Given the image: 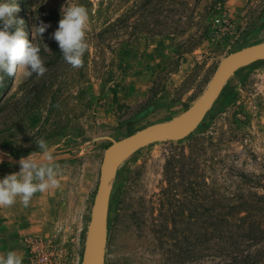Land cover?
<instances>
[{
	"label": "rangeland",
	"instance_id": "374dc122",
	"mask_svg": "<svg viewBox=\"0 0 264 264\" xmlns=\"http://www.w3.org/2000/svg\"><path fill=\"white\" fill-rule=\"evenodd\" d=\"M10 2L19 6L15 16L47 72L5 75L0 85V179L19 172L20 158L39 151L43 138L57 158L61 185L36 193L27 208L19 198L0 208V254L15 251L23 264H91L97 247L88 257L86 242L106 149L140 131L180 128L198 113L193 108L220 63L264 42V0ZM72 3L85 6L90 18L79 69L65 62L52 38L62 6ZM41 22L50 25L42 36ZM194 185L209 189L214 202L264 204L255 195L264 196V59L221 83L189 136L120 155L110 166L105 264H169L172 238L162 223L172 227L185 197L195 208L203 197ZM193 186L173 196L172 213V194L165 192ZM180 228L192 250L182 264H229L232 253L196 247V222ZM263 247L264 240L243 254Z\"/></svg>",
	"mask_w": 264,
	"mask_h": 264
},
{
	"label": "clouds",
	"instance_id": "9594fccd",
	"mask_svg": "<svg viewBox=\"0 0 264 264\" xmlns=\"http://www.w3.org/2000/svg\"><path fill=\"white\" fill-rule=\"evenodd\" d=\"M19 11L15 2L0 0V85L5 75L29 78L35 74L39 78L47 72L40 48L29 39L24 21L15 16ZM61 14L52 38L58 43L65 62L74 69L82 68L83 57L89 49L86 39L90 19L88 10L83 5L72 3L63 5ZM48 27L49 24L41 22L36 26V32L42 36ZM36 145L39 151L18 161L19 172L0 179V208L12 207L17 203V198L27 208L36 193L60 187V166L53 150L43 138L37 140ZM0 264H23V258L15 251H8L0 254Z\"/></svg>",
	"mask_w": 264,
	"mask_h": 264
},
{
	"label": "trees",
	"instance_id": "16d2710c",
	"mask_svg": "<svg viewBox=\"0 0 264 264\" xmlns=\"http://www.w3.org/2000/svg\"><path fill=\"white\" fill-rule=\"evenodd\" d=\"M174 185L177 187L183 184L176 182ZM194 186L199 188V186ZM194 186L193 188L182 187L180 189L175 187V190L179 191V193H170L169 190L167 193L165 192L166 196L167 194H172L170 199L168 198L170 201H168L169 205L172 207V213L175 210L172 204L173 196L178 194L186 196L187 191L192 192L195 189ZM194 192H197L198 196L203 197L201 199L194 197V199L199 200L194 209L190 207L193 200H188L185 197L181 199V205L178 206V209L174 213L172 227L167 224V221L162 223L166 224V229L169 230L172 238L170 242L172 257L168 260L169 264H182V259L186 260L192 252V250L188 249L190 246H184L183 243L187 240V236L185 232L181 234L183 230L180 228L183 223H190L191 221L196 222L198 225L199 230L194 244L196 247H200L201 252L203 250L215 249L219 252H229L230 255L232 253V259L229 260V264H257L261 261L264 257V247L259 248L254 253L250 251L243 254V251H248V249L259 245L264 240L263 222H260L262 220L260 217L264 215L263 202L261 200L255 203L245 200L231 204H226L222 201L214 202L212 199L215 198V195L210 194L209 189L204 186H201L199 190ZM255 195L259 199L264 198L262 195ZM208 200H210V205L206 203ZM182 210L187 212V216H185L187 218L185 219L177 216L184 215ZM251 216L257 217L256 222L252 221ZM164 236H161V238ZM214 239L217 240L213 242ZM190 244L191 241L189 240Z\"/></svg>",
	"mask_w": 264,
	"mask_h": 264
},
{
	"label": "water",
	"instance_id": "95a60500",
	"mask_svg": "<svg viewBox=\"0 0 264 264\" xmlns=\"http://www.w3.org/2000/svg\"><path fill=\"white\" fill-rule=\"evenodd\" d=\"M264 59V42L258 44L256 49L248 54L227 58L222 61L217 68L207 89L196 102L193 110H199L192 117L187 125L180 131L170 133L166 131H140L124 137L112 143L105 151L104 158L100 170L99 187L93 207L91 222L89 225L85 255L91 256V248L95 244L97 247L96 261L91 264H105L106 248L108 241V215L110 207V187H109V162L110 158L118 153V151H131L141 149L152 143L161 140H181L189 136L202 122L206 113L210 109L216 92L227 78L234 74L237 70L249 64Z\"/></svg>",
	"mask_w": 264,
	"mask_h": 264
},
{
	"label": "bare ground",
	"instance_id": "6f19581e",
	"mask_svg": "<svg viewBox=\"0 0 264 264\" xmlns=\"http://www.w3.org/2000/svg\"><path fill=\"white\" fill-rule=\"evenodd\" d=\"M244 55V54H243ZM236 56V55H235ZM234 56V57H235ZM232 57V56H231ZM233 58V57H232ZM198 113H195V116L197 115ZM191 119V118H190ZM189 119V120H190ZM189 120L184 124V125H182L180 128H177V129H174V130H165V129H159V130H156V131H166V132H170V133H175V132H178V131H180V130H182L186 125H187V123L189 122ZM151 131H153V130H151ZM131 151H127V150H123V151H118V153L117 154H115L114 156H112L111 158H110V162H109V167H108V172H109V168H110V166L111 165H113V163L116 161V159L120 156V155H124V154H126V153H130ZM97 249V248H96ZM96 254V253H95ZM96 256V255H95ZM97 258V257H96Z\"/></svg>",
	"mask_w": 264,
	"mask_h": 264
}]
</instances>
